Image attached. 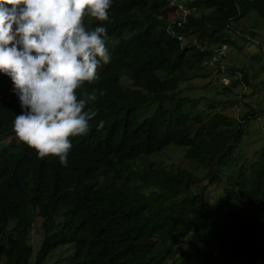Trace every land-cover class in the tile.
I'll use <instances>...</instances> for the list:
<instances>
[{
    "label": "trees",
    "instance_id": "obj_1",
    "mask_svg": "<svg viewBox=\"0 0 264 264\" xmlns=\"http://www.w3.org/2000/svg\"><path fill=\"white\" fill-rule=\"evenodd\" d=\"M178 1L189 13L171 20L172 0H113L109 20L84 18L86 28H106L111 60L97 81L84 85L103 95L96 93L99 111L89 132L72 138L66 167L54 157L38 158L17 141L12 121L20 104L10 78L0 74V264H45L64 247L65 257L54 263L62 264L69 258L66 246L72 247L69 264H264V155L232 178L234 187L223 190L230 199L212 205L205 186L189 192L191 175L185 171L175 176L140 164L171 146H188L187 158L210 167L211 180L218 178L217 164L229 156L241 123L215 113L201 124L198 115L203 135L194 139L184 108L203 98L181 97L179 86L190 74L234 93L249 84L246 69L227 68L230 84H215L218 73L209 63L233 36L255 41L264 35V0ZM251 13L260 32L236 31L234 22ZM257 44L264 49V42ZM124 76L132 86L122 84ZM252 115L257 112L243 118ZM101 119L104 126L97 130ZM228 166L233 172L237 162ZM139 182L168 191V206L151 223L141 213H153L158 200L135 189ZM184 192L189 195L172 201ZM36 218L43 219L42 246L32 263Z\"/></svg>",
    "mask_w": 264,
    "mask_h": 264
},
{
    "label": "clouds",
    "instance_id": "obj_2",
    "mask_svg": "<svg viewBox=\"0 0 264 264\" xmlns=\"http://www.w3.org/2000/svg\"><path fill=\"white\" fill-rule=\"evenodd\" d=\"M112 4L113 0H0V74L10 78L21 108L12 129L38 158L54 157L66 167L72 138L86 135L98 115L96 93L103 95V90L93 88L88 92L84 85L97 81L99 69L110 62L109 37L103 25L86 28L83 21L86 16L109 20ZM103 126L102 119L96 123L97 130ZM177 147L186 149L188 161L209 169L206 178L210 176V183L221 182L219 171L215 174L220 179L211 180L210 167L187 158L190 147ZM152 164L175 176L185 171L182 173L191 175L189 192L194 194L204 186L205 194L208 192L209 185H202L191 170L172 172ZM135 189L150 200H158L153 213H141L153 222L156 211L168 206L167 188L139 182ZM188 195L178 193L171 199L181 201Z\"/></svg>",
    "mask_w": 264,
    "mask_h": 264
},
{
    "label": "rangeland",
    "instance_id": "obj_3",
    "mask_svg": "<svg viewBox=\"0 0 264 264\" xmlns=\"http://www.w3.org/2000/svg\"><path fill=\"white\" fill-rule=\"evenodd\" d=\"M250 15L251 16L240 18L234 22L233 26L236 31L244 35L248 34L254 27L256 29L255 31L260 32L258 28L260 24L258 27L254 26L258 17L255 13H251ZM177 16L178 13H176V11H171L169 18L171 17V20ZM263 33L261 32V34ZM256 38L257 40L255 41H247L245 38H240V36H233L230 45L221 47V51L226 55L224 61L226 67L232 69L245 68L248 74L249 84L242 83L234 93H223L220 86L214 87L210 85L208 79H190V74H187L185 81L179 86V90L182 91L181 97L192 100L203 98V100L199 99L198 103L191 102L185 105L184 102V112L188 115L189 122L192 125L191 135L194 139H197L199 135H203V133L199 131L200 122H198V115L201 116V124L207 121V114L213 115L215 113L234 118L241 123L238 133L228 147L229 156L225 159L222 158L217 164L221 182L216 184L210 183V176L206 178L207 175H210L209 169L202 168L198 166V164L188 161L185 158L186 149L182 147L171 146L159 155H154L148 159H140V164L144 167L149 166L150 163H154L172 172H176L180 168L191 170L198 175L202 185H209L206 194L208 195L210 205L222 199H230L231 196H229V193L223 190L225 188L234 187L232 178L238 176L240 173H245V167H242L243 165L249 168L250 165L260 159L261 155H264V49L260 48L257 44L264 42V35L257 36ZM215 64V61L212 64L209 63L211 66ZM224 81L228 82L229 80ZM122 84L126 87L132 86V82L128 76L122 77ZM240 91L243 93H239ZM241 94H243V98L241 101H238V99H241ZM168 107H171L170 103ZM253 110L257 112V115H252V119L245 120L243 116ZM4 137L6 138L9 136ZM15 138L17 141L19 140L18 137ZM241 155H244V157ZM230 161L237 162V168H235L233 172L231 171L232 169L229 170L230 166H228V164H230ZM240 168L244 170L240 171ZM42 223L43 219H35L34 224L37 228H35L32 235V241L35 243L34 254L31 259L32 263H34L35 256L42 246V240H40V238H42V234H40ZM37 241H39V243L36 244ZM182 245V250H185L188 247V239L183 240ZM66 247L69 250V258L68 261L62 264H69L72 255V247ZM63 248L64 247H60L55 250L49 256L45 264H54L57 259L65 257ZM178 256L179 255L176 257Z\"/></svg>",
    "mask_w": 264,
    "mask_h": 264
},
{
    "label": "built area",
    "instance_id": "obj_4",
    "mask_svg": "<svg viewBox=\"0 0 264 264\" xmlns=\"http://www.w3.org/2000/svg\"><path fill=\"white\" fill-rule=\"evenodd\" d=\"M172 7L175 9V11L179 14V12H182L183 14H188L189 11L187 10V8H185L183 6V2L182 1H178V0H172ZM178 10V11H177ZM224 53L222 51H218L217 55L215 56V58L213 59L212 63L215 61V63H217V61H220V59L222 57H224ZM214 68L216 67V73H222V76H217V74H215V83L217 84L219 81L223 84H228L230 82L229 78L226 76V72H227V67L225 64H220V65H213ZM217 80V81H216ZM224 80H229L228 82H225ZM230 84V83H229Z\"/></svg>",
    "mask_w": 264,
    "mask_h": 264
}]
</instances>
